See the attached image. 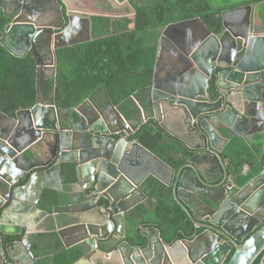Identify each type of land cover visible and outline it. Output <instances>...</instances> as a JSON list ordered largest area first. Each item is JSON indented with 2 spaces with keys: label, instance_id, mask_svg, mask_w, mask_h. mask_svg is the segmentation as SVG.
<instances>
[{
  "label": "water",
  "instance_id": "95a60500",
  "mask_svg": "<svg viewBox=\"0 0 264 264\" xmlns=\"http://www.w3.org/2000/svg\"><path fill=\"white\" fill-rule=\"evenodd\" d=\"M37 1L39 7H31L39 9L40 16L51 20L52 9L59 10L62 25L37 26L44 28L37 32L53 37L50 44L53 73L56 50L92 40L76 39L77 22L90 26V15L93 14L112 18L105 13L74 7L75 0ZM128 1L109 0L115 7L129 5ZM1 2L0 9L4 11ZM48 4L50 8L46 7ZM72 12L76 18L70 16ZM130 14L132 19V8ZM6 16L10 23L0 32V45L11 53L10 42L20 41L23 37L31 39L37 32L27 25L28 21ZM64 16H67V22ZM66 23H69L68 27L54 33V29H61ZM222 28L220 35H214L199 18H194L169 24L162 30L152 84L143 98L136 101L139 114L131 121L111 106L104 112L93 109L92 114L83 113L81 109L85 103L70 111L80 113L77 120L70 115L61 119L54 105L39 99L32 108L18 110L14 118L0 112V120L6 119L0 121V185L5 187V192L0 191V208L3 203L10 202L0 214V264H23L26 256L35 264L28 243L34 225L24 215L23 203L30 200L36 212H42L37 204L43 185H39L30 199H26L25 193L33 189L37 176L44 172H53L60 178L64 164L74 166L75 178L84 182L81 195L85 199L73 205L76 210L69 207L60 220L54 219L55 232L65 249L77 244L87 247L76 264L86 261L92 264H161L164 260L171 264H224L231 252L225 264H253L258 258L259 264H264V222L257 217L264 214V170L238 186L231 170L233 163L223 152L233 136L246 141L255 135L264 136V29L254 25L250 28L249 14L236 30L230 28L222 14ZM165 42L172 45L175 53L170 54L171 66L161 78L158 65ZM34 57L40 86L43 67L39 54ZM215 68L223 70L216 74L218 91L221 92L223 83L228 82V91L239 98L238 104L224 103L222 98L211 99L208 83ZM22 117L28 118L25 124H22ZM170 119L175 122L181 119L188 132L196 136L194 143L184 141L192 154L177 171L136 141L126 138L148 120L157 121L167 131ZM18 126L21 130L16 136L17 141L16 138L12 140L10 129ZM224 131L228 137H224ZM120 134L125 137L114 138ZM37 143L41 144L34 149ZM25 148L30 149L33 158L45 154L50 159L42 166H52L45 171L33 172L30 170L35 164L31 162L20 166L18 161L23 159L21 153ZM142 157L159 166L149 176L171 188L174 200L194 226L192 238L168 245L161 240L158 228L147 227L139 231L143 246H133L127 241L125 214L147 199L140 190L141 182L146 178L141 180L138 175ZM165 171L170 176L168 181L164 178ZM29 172L27 185L15 187L10 192L11 187ZM242 175L246 176L245 173ZM87 189H91L92 194L87 196ZM185 192L192 193L194 202L181 201L180 196ZM100 197L104 199V206L97 204ZM200 208L205 211L201 212ZM235 209L239 216L235 215ZM242 217L249 221L242 223ZM8 219L12 220L9 224L15 232H9L3 224ZM22 228L24 234L19 243L3 246L5 237L19 236ZM198 230L203 231L197 233ZM20 245L26 247L25 256ZM191 249L203 253L191 259Z\"/></svg>",
  "mask_w": 264,
  "mask_h": 264
},
{
  "label": "trees",
  "instance_id": "16d2710c",
  "mask_svg": "<svg viewBox=\"0 0 264 264\" xmlns=\"http://www.w3.org/2000/svg\"><path fill=\"white\" fill-rule=\"evenodd\" d=\"M262 1L129 0L134 11L132 19L93 17L92 40L56 50L55 71L43 76L40 86L35 58L30 54L15 57L0 45V112L14 118L18 110L32 108L39 99L54 105L59 116L85 103L84 106L100 112L114 107L131 121L139 114L136 101L143 98L152 84L159 38L167 25L199 18L218 36L223 30L222 13ZM261 20L264 29V18ZM7 23L8 19L0 10V31ZM215 81L216 74H213L208 83L213 100L218 97ZM72 115L76 120V114ZM127 140L136 141L176 171L192 154L155 120H148ZM223 152L234 165L253 163L252 173L246 176L234 169L238 186H243L264 169L262 135L247 141L233 136ZM61 176L67 186L75 178L74 166L62 165ZM140 186L147 199L125 215L127 241L133 246H143L144 240L139 234L142 227L158 228L166 243L192 238L194 226L175 202L171 188L153 177L146 178ZM62 200L61 193L46 190L39 199L38 208L50 214L58 213ZM48 230L39 236L41 247L33 253L38 258L36 264H74L86 252L85 244L64 249L55 230ZM231 255L232 252L225 263ZM253 264H259V258Z\"/></svg>",
  "mask_w": 264,
  "mask_h": 264
},
{
  "label": "flooded vegetation",
  "instance_id": "af4514ba",
  "mask_svg": "<svg viewBox=\"0 0 264 264\" xmlns=\"http://www.w3.org/2000/svg\"><path fill=\"white\" fill-rule=\"evenodd\" d=\"M5 1H6V3H4ZM24 1L25 0H2L1 6H3L5 8V10L4 11L2 9H0V10L2 11L3 15H4V12L6 13L4 15V17H7L6 15H11V16H14L15 18L21 19L22 21H28V22H26V23H28L27 25H31L32 26V30H35L36 32L37 31H44V28H39L38 29L37 26H43V25H45L47 23H50L51 25H56V26L62 25L61 24V20H60V16L57 13L59 10H57L55 7H54V9H52L54 15H53V18L50 20V19L44 17V15L43 16H40V13H38L39 9L32 8L33 5L39 7V3H38L37 0H28L27 2H24ZM69 1H71V0H69ZM128 3H129V1H128ZM73 5H74V7H77V8H83V9H85L88 12L105 13V14L111 15L112 16L111 19H120V18H126V17H128V18L130 17L131 18V14H130V8L131 7H130V5H122V6H119V7H114V5H112V3L109 2V0H75L73 2ZM46 7L47 8H50V5L48 4V5H46ZM247 7H250V8H247ZM61 10H62V12H64L63 14L65 15V10L63 8ZM80 14L81 13H79L78 15H80ZM222 14L224 15V18L226 20V23L233 30L238 29L240 27V25H242V23H244V20L246 19V17H247L248 14L250 15V28H251L252 25H254L258 29H263V27H262V23L263 22H262L261 19L264 18V16H261V15H264V1L259 2V3L255 4V5H247V6H244V7L237 8V9L229 10V11H226V12H224ZM116 15L118 17H115L114 18V16H116ZM70 16L72 18L73 17L76 18V15L74 14V12H72ZM85 16H89V15L88 14H85ZM90 16H91L90 17V26L86 25L85 23H78L77 22L78 32L76 34V37H77L76 39H81V40H83V39L85 40L87 38L88 39H92V18L93 17H103V16L94 15V14L93 15H90ZM107 18H110V17H107ZM64 19H65L66 22L68 21L67 20V16L66 17L64 16ZM235 19H237L236 22L234 21ZM230 22H232V23H230ZM9 23H10V21L8 20V23L3 27L2 31L4 30V28ZM34 26H36V27L34 28ZM68 26H69V23H66L65 25H63V27L61 29H54V33H59V32L62 31V29L66 28ZM2 31H0V32H2ZM52 40H53V37H49V35H47V33H39V32H37L35 36H34V33H33V35L31 36V39L23 37V39L20 40V41L10 42V44H9L8 47L11 49V53L10 54H12L15 57L16 56L24 57L27 54H30V55H32L34 57V55L36 53H38L39 54V58H40V62H41L42 67H43L42 76H47L51 72L53 73V71H52L53 61H52V57H51V53H50V44L52 43ZM226 42L229 43L228 39H226ZM164 46L166 47V49L169 52V60H166V62H165L166 67L163 69V73H162L163 75L162 76H165L166 75V73L169 71L168 69L171 66L170 65L171 63L170 62H172V61L170 60L171 59L170 58V54H172L173 52L175 53V50L172 51L173 50L172 45H170L168 42H165L164 43ZM36 67H37V65H36ZM222 71L223 70H221V69L215 68L213 74H218V73H220ZM215 87H216V85H215ZM222 87H223V90L221 92H219L218 89H217V87H216V93L218 94V97L215 100H213V98L211 96V93L209 92V88H208V94H210L211 99L213 101H216L218 98H222L224 103L226 102L228 104V103H232L233 102V103L238 104L239 98H237L236 96H232L231 94H233V92L228 91V88H229L228 82H227V85H224L223 84ZM76 112H77V110H76ZM57 115L59 116L58 111H57ZM76 118L78 119L77 116H76ZM22 119L23 118H21V120ZM2 120H6V119H2ZM2 120H0V121L2 122ZM22 122H23L22 124H25V122L23 120H22ZM7 124H9L8 121H7ZM10 124H11V122H10ZM20 130H21L20 126H18L17 129H15V128H11L10 129V131H11L10 136H11V139L12 140L15 139L17 135H19ZM116 136H118L117 139H119L120 137L121 138L122 137H125V135H123V134L116 135ZM128 137L129 136H127L126 138H128ZM16 141H17V138H16ZM21 144H23V142H21ZM39 144H41V143L35 144L33 146L34 149ZM28 153H31L30 152V149H28V148L23 149V151L21 153V156H23V159L22 160L20 159L18 161V164H20V166H26V164L24 162L26 161L25 158H27ZM49 159L50 158L48 156H45L44 159H41V160H37L36 158H33L32 157L33 162L34 161L37 162L35 164L34 168L36 167V165H39V163L42 166V164H45L47 161H49ZM33 162H31V163H33ZM51 166H52V164L48 165L47 167L49 168ZM231 166H232L231 167V170H232L233 174H234V169H237L238 172L241 175L243 173H245L246 175H248V174L252 173V169H253V163L246 164L245 162H243V163H238L236 165L232 164ZM42 167H44V166H42ZM30 171L33 172L35 170L32 169ZM31 172L25 173L21 177V179L14 186L11 187L10 192H12L13 188H15V187H20V186L27 185V182H28V179H29V176H30V173ZM22 180H25V182L24 183H21ZM70 184H71V182L68 185H70ZM83 186H84V184H83ZM2 190L4 191L5 190V187H3V186L0 185V191H2ZM44 191H46V189L43 188V191H42L39 199L41 198V196H42V194H43ZM62 193L61 194L63 196V200L61 201V204L58 207V213H57V214H59L58 216L60 218L62 217L63 214H66L67 213V211H68L67 209H69V207H72V210H76V207H73V205L74 204L76 205L77 203H80L78 201L79 197L77 198L76 201H74V199H73L74 194H71L70 195V193L68 194V192H67V196H68V198H67V196L64 194L65 192H62ZM85 194L87 196L90 195V194H92V190L91 189L85 190ZM193 197L194 196L192 195V193L185 192V194H181L180 199L184 203H186L187 201L194 202ZM39 199H38V202H39ZM102 200L104 201V199L100 197L98 199L97 204H99L100 206H104V203L103 204L100 203V201H102ZM75 202H77V203H75ZM9 205H10V202L9 201L3 203V205L0 208V214ZM37 206H38V204H37ZM200 211L201 212H204L205 210H203V209L200 208ZM234 213H236L235 215H238V216L240 215V214H237V209H235V212ZM257 217H258V219H260L261 222H264V214L259 215V216L257 215ZM11 221H9V219H8L3 224L6 225V224L10 223ZM240 221L242 223H247L249 221V219L243 218ZM144 228H147V227H142L141 229H144ZM124 230H125V233H127L126 232V228H125V217H124ZM8 231L11 232V233L12 232H15V231H13V228L12 227L11 228H8ZM22 231H24L23 228H22ZM36 231H37V228L36 229H33L32 232L29 233V235H28L29 250H30L32 256H33L34 251L36 249H40V247H41V241L39 239V235L37 233H35ZM202 231L203 230H201L200 232H197V233H201ZM23 234L24 233L21 232V234L19 236L14 235V236L5 237V240L3 242V246H7V245H10V244H15L16 242L19 243L22 240V238H23ZM33 234L36 235L35 238H36V241H38L37 243H34L35 241L32 240ZM159 235H161L160 230H159ZM125 236H126V239L128 240L127 234ZM12 238H14V239H12ZM160 238L163 241V239H162L161 236H160ZM176 241H178V240H175L172 243H166L164 241L163 242L166 243V244H168V245L169 244L172 245ZM20 246H21L20 249L22 248V252H24L23 255L25 256V252H26L25 248L26 247L24 248L22 245H20ZM190 252H191V254H190V258L191 259L192 258L195 259L196 257L200 256L203 253L201 250H197V249H191ZM33 257L35 258V264H36V262H37L36 258L37 257H35V256H33ZM16 258H17V256L15 257V259ZM26 258L27 259H26V261L23 262V264H32V261L30 260V258H28L27 256H26ZM161 264H171V263L168 260H164L163 262H161Z\"/></svg>",
  "mask_w": 264,
  "mask_h": 264
},
{
  "label": "crops",
  "instance_id": "0c3cea01",
  "mask_svg": "<svg viewBox=\"0 0 264 264\" xmlns=\"http://www.w3.org/2000/svg\"><path fill=\"white\" fill-rule=\"evenodd\" d=\"M237 19H235L234 21L236 22ZM230 23H232V22H230ZM166 60H169V52L166 49V47L163 46L162 51H161V55H160L159 65H158L159 74H160L159 77H161V78H162V75H163L162 74L163 73V69L166 67V65H165ZM223 84L224 85H227V82H224ZM91 108H92L91 106L90 107L84 106L81 111L83 113L91 114V112L93 110V108L92 109ZM94 110L97 112L96 109H94ZM107 110L108 109H106L105 111H107ZM70 111H68V112L65 111V112L61 113L60 116H62L63 119H67L69 117V115H70V117L73 118V115H72L73 113L70 112ZM74 113L76 114L77 117H79V114H80L79 112H76L75 111ZM22 118H23L22 120L24 122H27V120H28L27 117H22ZM76 120H77V118H76ZM167 127H168L167 128L168 133L170 135L172 134L171 136H173V137L175 135L176 138L180 142H182L184 145H185L184 141H186L188 144H191V143H194L195 142L194 141V139L196 137L195 134L188 132L187 126H185L182 123V120L181 119H179L178 122H175V121H173L171 119L168 120L167 121ZM225 133H227V132L224 131L223 134L225 135ZM220 144H221V142H220ZM45 156L46 155L43 154V155H40V158H36V159L37 160H41V159H44ZM25 160L27 161V162L26 161L24 162L25 164L30 163V162H33V160H32V153H28L27 158H25ZM139 162H140V164H142V166H139L138 167V175H139V179L141 177V180L143 178H148L147 176H149L151 172L156 171L157 168L159 167L156 163H154L151 159H149L147 157H142V159ZM36 163H37L36 161L33 162V164H36ZM47 168L48 167H42L41 164L39 163V165H36V167L33 170H35V171H44ZM164 175H165L164 178L168 181L169 180V177H170L169 176V173L165 171L164 172ZM149 177H151V176H149ZM62 180H63L62 179V176H60V178H59V177H57V174H55L53 172H50L48 174H46L44 172L40 176H37V180H35V185L32 186L33 189H30L29 191H27L25 193V197H26V199H30L32 197V195L34 194V192L38 189L39 185L42 184L43 185V188L46 189L47 191L48 190L49 191H55V192H58V193L65 192L64 194L66 196H67V192H68V194L70 193V195L71 194H74V197H73L74 201H76L78 197H79V199H78L79 201H83L85 199L81 195V188L83 187L82 185L84 184L83 181L79 182V181H77L76 178H73V179H71V184L68 185V186H66L64 184V181H62ZM37 181L39 182V184H37ZM143 182H141V184ZM140 190H141V186H140ZM67 198H68V196H67ZM75 203H77V202H75ZM23 205L25 207L24 210H23L24 215L26 217H29V222H30V224H33L34 225V229L37 228V231L35 233H37L40 236L41 234H45V233L49 232V230H48L49 228L55 230V228H54L55 227L54 226V224H55L54 219H56L57 221L61 219L58 215L55 217V214L56 213L52 212L50 214V213L46 212V210H44L42 208H40L42 212H36L35 208L30 204V200H28V202L23 203ZM37 208H38V206H37ZM6 226L8 228H11L12 227L11 224H9V223L6 224ZM59 226H60V224H59ZM125 235H126V233H125ZM33 236H32V240L35 241L34 243H37L38 241H36V238H35L36 235L33 234ZM37 259L38 258H36V260ZM77 264H92V263H91V261H86V262H80V263H77Z\"/></svg>",
  "mask_w": 264,
  "mask_h": 264
},
{
  "label": "rangeland",
  "instance_id": "374dc122",
  "mask_svg": "<svg viewBox=\"0 0 264 264\" xmlns=\"http://www.w3.org/2000/svg\"><path fill=\"white\" fill-rule=\"evenodd\" d=\"M103 6H104V5H103ZM114 7H115V6H114ZM126 18H128V17H126ZM129 18H130V17H129ZM83 107H84V106H83ZM83 107H82V109H83ZM82 109H81V110H82ZM91 109H92V108H91ZM91 114H92V112H91Z\"/></svg>",
  "mask_w": 264,
  "mask_h": 264
}]
</instances>
